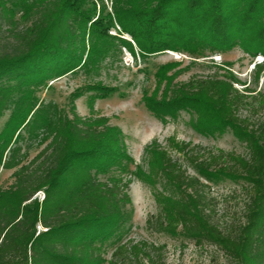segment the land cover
Masks as SVG:
<instances>
[{"label": "trees", "instance_id": "trees-1", "mask_svg": "<svg viewBox=\"0 0 264 264\" xmlns=\"http://www.w3.org/2000/svg\"><path fill=\"white\" fill-rule=\"evenodd\" d=\"M111 4L0 0V17L14 37L0 48V117L13 108L0 133V168L13 170L14 178L8 187L0 186V264H127L130 259L145 264V258L155 264L147 243L119 240L131 217L135 178L153 189L161 231L213 244L232 264H264V120L251 123L239 114L244 104L264 110V92L237 88L241 80L222 68V74L182 83L159 102L144 98L157 116L195 109L200 123L213 130L232 128L248 149L246 155L205 151L170 137L166 145L154 140L146 146V167L127 153L121 129L108 117L82 116L74 104L69 113L35 94L50 80L106 57L110 42L121 40L133 49L111 33L117 26L144 57L168 49L200 58L243 41L248 52L264 55V0ZM263 74L264 60L254 64V78ZM87 87L99 96L124 94L114 86ZM81 89L71 98L83 95ZM217 178L248 187L244 220L237 226L224 229L213 221L209 182Z\"/></svg>", "mask_w": 264, "mask_h": 264}, {"label": "rangeland", "instance_id": "rangeland-1", "mask_svg": "<svg viewBox=\"0 0 264 264\" xmlns=\"http://www.w3.org/2000/svg\"><path fill=\"white\" fill-rule=\"evenodd\" d=\"M109 8L111 0H103ZM21 12H18L19 18ZM23 27V24L20 25ZM10 25L4 17H0V48L4 44L13 43L14 37ZM111 33L121 36L132 43V48L124 46L122 41L109 43L110 49L106 57L91 65L77 67L58 78L50 80L47 85L35 89V94L41 100H53L60 109L71 112L72 104L82 116H106L110 124L122 131L124 147L136 163L144 164L146 146L154 140L166 145L167 139L175 137L177 141L190 142L191 147L202 150L223 149L227 152L246 155L248 149L236 136L230 127L223 131L213 130L199 122L195 109H172V113L157 116L147 107L144 98L159 102L164 96H171L182 83L192 78H205L222 74L224 69L233 71L241 83L235 84L243 90L248 86L253 94L264 92V74L254 78V64L264 60L261 53L252 54L247 51L249 43L243 41L225 51L208 53L206 57L196 58L189 51L163 50L147 56L142 55L139 46L128 33L113 29ZM134 50V52H133ZM86 53L84 55V59ZM245 83V84H244ZM114 86L124 91L109 96H99L93 86ZM84 90V94L71 98L74 92ZM80 90V91H81ZM19 96V95H18ZM13 108L5 110L0 117V133L4 130L12 115ZM239 114L249 117L251 123L264 120L263 109H253L244 104L240 106ZM172 155L180 157L175 150ZM37 150L31 151V157ZM189 172L195 170L190 166ZM13 170L0 168V186L8 187L14 181ZM206 181V180H205ZM207 182V181H206ZM211 186V213L213 221L221 228L237 226L244 220L248 187L243 181L217 178L209 182ZM158 188L162 186L158 184ZM131 203L128 209L131 213L129 222L119 233L121 242L147 243L155 264H232L225 253L217 246L185 238L181 234H169L157 227L160 208L154 198L151 185L135 178L131 183ZM42 197V194H41ZM150 220L152 222H150ZM110 245V243H109ZM114 245L108 250L111 255ZM144 258V257H143ZM145 264H152L143 259ZM127 264H143L142 261L130 259Z\"/></svg>", "mask_w": 264, "mask_h": 264}]
</instances>
